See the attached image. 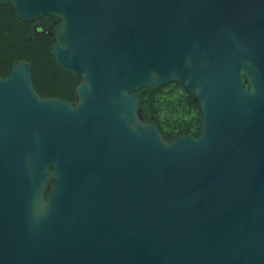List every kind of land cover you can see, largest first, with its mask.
I'll return each instance as SVG.
<instances>
[{"label": "water", "instance_id": "95a60500", "mask_svg": "<svg viewBox=\"0 0 264 264\" xmlns=\"http://www.w3.org/2000/svg\"><path fill=\"white\" fill-rule=\"evenodd\" d=\"M52 14L75 100L0 75V264H264V0H0ZM38 24L34 25V30ZM178 82L198 135L137 89Z\"/></svg>", "mask_w": 264, "mask_h": 264}, {"label": "trees", "instance_id": "16d2710c", "mask_svg": "<svg viewBox=\"0 0 264 264\" xmlns=\"http://www.w3.org/2000/svg\"><path fill=\"white\" fill-rule=\"evenodd\" d=\"M56 16H41V24L34 30L37 18L31 21L18 18L10 5L0 7V75L7 76L20 59L31 64L33 85L39 94L58 96L64 100H75V77L71 72L60 69L50 46L53 43L48 28ZM141 93L143 119L153 116L161 134L170 140L190 132L199 134L202 112L199 103L184 91L178 82H169L154 91L148 87L136 90Z\"/></svg>", "mask_w": 264, "mask_h": 264}, {"label": "flooded vegetation", "instance_id": "af4514ba", "mask_svg": "<svg viewBox=\"0 0 264 264\" xmlns=\"http://www.w3.org/2000/svg\"><path fill=\"white\" fill-rule=\"evenodd\" d=\"M39 21L36 23V24H38V26L37 27H39L40 26V24H41V16H40V18H37ZM54 20V19H53ZM79 80V79H78ZM76 82V81H75ZM75 86H76V83H75Z\"/></svg>", "mask_w": 264, "mask_h": 264}]
</instances>
